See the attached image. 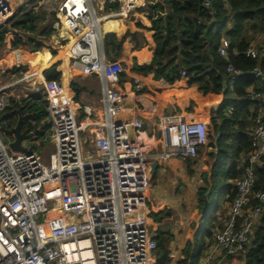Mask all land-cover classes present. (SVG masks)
Here are the masks:
<instances>
[{
  "label": "built area",
  "instance_id": "2783aa9c",
  "mask_svg": "<svg viewBox=\"0 0 264 264\" xmlns=\"http://www.w3.org/2000/svg\"><path fill=\"white\" fill-rule=\"evenodd\" d=\"M117 2L118 8L105 10ZM203 4L210 7L212 0H203ZM43 5L55 8V27L62 28L54 44L59 47L71 41V71L102 78L101 94L94 103H81L58 80L45 79L23 60V47L32 48L31 39L36 37L14 21ZM136 8L137 0H0V31H5L2 45L8 46L0 60L8 64L5 70H20L16 79L0 83V115L10 99L15 100L12 92L26 89L23 82L34 76L41 77L42 87L59 83L58 90L46 99V122L54 134L47 160L37 151L41 142L34 132L22 141L25 150L16 151L4 141L13 140L14 134L7 137L0 123V264H82L85 259L90 264H154L156 233L148 226L146 208L150 165L172 157L194 158L200 147L208 145L209 133L207 122L197 114L163 113L154 124L151 136L156 138L149 147L140 134L143 122L139 117L119 119L123 109L119 102L126 95L118 86L123 65L106 58L100 23L104 17L126 16ZM12 37L20 38L14 47ZM228 45L223 38L218 53L226 56ZM243 54L264 59V43L249 44ZM24 64L27 69L21 68ZM225 71L231 88L242 71L231 63ZM252 72L259 84L247 90L254 112L248 129L250 149L241 156L240 176L231 180L234 193L228 214L220 219V227L213 228L209 244L205 240L198 264H210L212 254H241L261 215L264 187L254 190V165L264 159V71L255 66ZM180 74L184 76L185 71ZM31 84L36 85V79ZM57 91L69 94L52 108ZM59 107L68 118L74 117L67 127L55 117ZM81 240L87 243L80 244Z\"/></svg>",
  "mask_w": 264,
  "mask_h": 264
},
{
  "label": "trees",
  "instance_id": "16d2710c",
  "mask_svg": "<svg viewBox=\"0 0 264 264\" xmlns=\"http://www.w3.org/2000/svg\"><path fill=\"white\" fill-rule=\"evenodd\" d=\"M149 1L147 5L149 12L146 17L150 25L146 26L140 21H136V24L152 31L154 42L152 57L146 63L135 61L131 67L133 71L144 75L152 73L155 79H164L169 83L186 78L189 86H195L199 93L209 97L213 104L229 91L226 65L231 63L242 71L232 86V95L227 94L222 103L214 108L215 111H210L211 122L218 135V154L209 173L201 174L204 185L197 190L198 209L201 216L205 215L204 222L202 226L198 222L192 239L184 245L182 257L177 262V264H198L203 240L211 237L214 227L221 226L220 221H216L219 212L221 213L220 204L226 203V208L229 207L234 193L231 180L240 176L241 156L250 149L248 129L252 124L254 112L248 108L253 101L247 90L258 87L259 78L252 69L258 66L264 71V59L248 57L243 52L254 37L258 34L264 35V0H212L210 7H206L203 0ZM109 7L116 9L118 4H112L106 8ZM138 9L142 10V7ZM51 16L55 19L54 12ZM38 17L36 11L28 10L20 19L14 21V25L36 32ZM119 28L120 24L111 21L105 33L117 31ZM51 30L52 28L49 27V31ZM49 31H43L40 34L44 36L49 34ZM4 37L3 29L0 31V47ZM125 37V35L118 37L114 32L104 35L103 46L107 58L114 59L119 54ZM223 38L229 41L226 56L220 55L217 50ZM19 41L20 38L12 37L10 44L14 47ZM31 41L32 49L36 50L31 52L36 64L48 66L43 70L45 79L58 80L59 73H50L51 68L57 63L49 66L52 61L60 60L56 58L57 54L53 57L47 48L40 49L41 40L34 38ZM52 53H55V49ZM181 70L185 71L184 76L180 74ZM71 86H78V84L73 81ZM230 107L232 109L228 112ZM17 109L24 116L21 121V130L34 132V138L40 140V147H42L46 141L44 139H48L49 135V123L46 122V100L40 93H30L20 100L10 99L9 105L0 115L2 130L7 137H12L11 129L18 119ZM54 114L63 127L68 126L67 113L63 107ZM69 119L72 123L73 118ZM254 168L256 174L254 190H257L264 187V159L262 164H255ZM255 202L256 200L252 201L253 204ZM171 213V209L163 208L149 212V216L153 221L159 222ZM227 213L228 210L221 215V219H224ZM172 237L169 229L157 227L155 253L161 254ZM241 254L244 264H264V202L259 221L254 226L251 238ZM167 261L166 256L154 264Z\"/></svg>",
  "mask_w": 264,
  "mask_h": 264
},
{
  "label": "crops",
  "instance_id": "0c3cea01",
  "mask_svg": "<svg viewBox=\"0 0 264 264\" xmlns=\"http://www.w3.org/2000/svg\"><path fill=\"white\" fill-rule=\"evenodd\" d=\"M141 3L142 0H137V8L134 12H132V15L136 17L140 15L137 10H139L138 8L142 6ZM115 4H118V2ZM39 7L55 13V10L49 5H43ZM109 8L114 9L112 7ZM105 10H108V8L105 7ZM140 12H143V9L140 10ZM146 14L147 13L145 12V20L140 19V22L146 26H149L150 23L146 17ZM114 16L117 15L115 14L108 17ZM114 18L117 20H110L109 22L113 21L114 23L120 24V28L117 31L113 30L109 33L114 32L118 37L123 35L126 36L123 40L121 51L113 59L119 60L123 65V71L119 75L118 86L126 93L125 97L122 99L123 103L121 107H123V109L119 112V119L139 117L143 122V130L140 134L149 147H151V145L154 143L153 139L156 138V136H151L152 129H154V124L158 116L162 115L163 113L181 112L186 116L193 114L202 116L200 113H198V111L202 109L203 111H206V114L202 116V118L206 121L207 118L205 119V117L207 116L211 120L210 111H215L214 108H216L220 99L217 100L215 104L211 103V99H209V97L202 96L195 86H189L186 82V78H180L179 80H175L173 83H169L164 79H155L152 73L144 75L131 69L135 61L137 63H146L150 61L152 57V47L154 46L152 31L137 26L136 22H134L135 20L131 22L124 21V19L120 16ZM146 20L148 22H146ZM33 34L36 36L38 33L36 31L33 32ZM103 35L105 34L103 33ZM256 42L264 43V35L258 34L251 40L250 44ZM24 53L22 54V58ZM31 58L32 62H36L33 56ZM27 62L31 63L29 62V58ZM54 62H57L56 66L59 68L60 75L58 81L64 88L68 89L69 93L72 92L70 87H72L71 83L73 82V78L77 81V84L80 85L78 97L80 98L81 103L92 104L97 101V99L100 97L101 88L103 85V80L100 76L96 74L85 75L78 72L77 70H73L70 73L66 85H64L62 83L63 69L59 66L61 62L60 60H55ZM39 71H41V68ZM228 88L231 91L232 87ZM63 94L65 95V93ZM58 100V97H52V108L56 106ZM252 105L253 104H251V110H253ZM59 109L60 107L55 109V111ZM72 118L74 121V117ZM67 121L70 122L68 117ZM206 122L210 136L213 133L210 132L208 121ZM217 138L218 135L216 133V135H214L213 141L204 147H200L197 151V155L192 158L191 161L184 157H172L167 161L157 163L154 171L151 173V183L147 191L146 208H148L149 212L168 208L171 209L172 213L175 214V218L170 223L169 229L170 232H172L173 237L169 241L166 248L168 251V261L163 262L162 264H177L178 260L182 257V249L184 245L188 240L192 239L195 228L198 227L201 213L198 209L197 190L201 185H204L201 174L205 172L209 173L212 162L217 157ZM159 145L160 144H157L155 146L158 147ZM186 202L192 204L189 209H184L182 206V203ZM224 206H226V203ZM197 214L198 216L196 217ZM149 219L153 221L150 216ZM220 219L221 217H218L217 220L220 221ZM162 222V219L159 222H155L157 224L156 228H160ZM206 239L210 240L211 237L205 238L203 240L202 246L204 245ZM205 244L207 245L209 243ZM204 250L205 248L201 249V255L203 254ZM81 255L83 256L82 259L86 258V256H84V252H82ZM158 255L159 254L155 253V258ZM73 256L76 257V255ZM210 263L244 264V261L242 254L229 255V257L217 254V256L213 258ZM82 264H90L89 259L83 260Z\"/></svg>",
  "mask_w": 264,
  "mask_h": 264
},
{
  "label": "rangeland",
  "instance_id": "374dc122",
  "mask_svg": "<svg viewBox=\"0 0 264 264\" xmlns=\"http://www.w3.org/2000/svg\"><path fill=\"white\" fill-rule=\"evenodd\" d=\"M31 10L36 11V14L39 16L38 19H37V22H36L37 25H38V29H37V33L38 34L35 37H36V39H39V40L42 41V45H41V48L40 49H42L43 47L47 48L50 51L51 55L54 57L58 53V47L56 46V44H54V41L57 38H60L61 37V35H62V28L60 26L55 27V23H54L55 22V19H53L52 16H51L52 11L45 10L44 8L39 7V6L36 7V8H34V9H31ZM54 10H55V8H54ZM137 12L140 13V15H138L137 17L134 16V15H132V13L127 14L126 16L117 15V16H114V17H119L120 16V17H122L124 19V21H129V22H131L133 20H135L134 22L140 21V19L141 20H145L144 19V17H145V10L143 9V12H140V10H137ZM138 17H141V18H138ZM55 18H56V16H55ZM49 27H51V28L53 27V30L49 31ZM43 31H47V32L49 31V34H45L44 36L43 35L41 36L40 33L43 32ZM23 49L25 50V53L23 55V60L27 61L28 58H29V62H31L29 64L33 66L32 68H36L38 71H39L40 68H41V70L45 68V67L42 68V66H38L36 64V62H32V58H31L33 56L31 54V52H33L32 51L33 50L32 48L28 49L27 47H23ZM40 49H38V50H40ZM53 49H55V53L54 54L52 53V50ZM7 50H8V46L7 45H5V46L2 45L0 47V58L4 57L7 54ZM34 51H36V50H34ZM11 55H12V53L6 58V60L11 59ZM56 63L54 61H52V63H50L49 65L56 64ZM7 65H8L7 63H3V60H0V78H1L0 79L1 80L0 83H6V82H9V81H12V80L16 79L17 76L20 74V70L15 69L14 67L12 69H10V70H5V66H7ZM46 67H48V66H46ZM70 73H71V70H70ZM33 79H36V85L31 86L32 85L31 83H32V80ZM38 79H41V77L36 75L32 79L23 82V86L26 89H19V90L13 91L12 94H11V97L12 98H15V100H20L22 97L23 98L27 97V95H29L30 93H40L43 96V98L46 100L48 98V96H49V93L52 90H58V88H59V83L58 82L53 87H50L49 84H45V87H42V83L41 82H38ZM72 81H75L77 83V81L75 79H73V78H72ZM79 86L80 85L78 84V88H79ZM232 91H233V88L231 89V91L229 90L225 95H223L222 97H220V100H219L218 105L222 103L223 99L225 98V96L227 94L228 95H232ZM63 92L62 93H59V91H57L56 94L59 93V95L58 96H55V97H58V99H60V97L62 96L61 99H60L62 103H63V96H64ZM67 93H65V94L67 95ZM78 100H80V98ZM46 101L48 103V100H46ZM248 108H250V110H251V104L248 106ZM198 113H200L202 116H204L206 114V111H203L202 109H200L198 111ZM50 115H51V113H50ZM202 116H200V118ZM206 118H207L206 121H208V124H209L210 132L213 133L212 134L213 136L210 135L209 136V139H208V144H210L213 141L214 135H216V132L214 131V127L212 128L213 125H212V122H211L210 118L207 117V116L205 117V119ZM211 129H212L213 132L211 131ZM48 131H49V135H48L49 138L46 139V141L42 145V147H39L38 150H37L40 153L41 157L44 160H47L48 159V155H49V153L51 151V148H52V146L50 144V136L52 137L54 135V134L50 133V130H48ZM85 138H86V136H85ZM86 142L87 143L89 142V139L88 138H87V141ZM87 147L88 146H86V148ZM188 160L191 161L192 158H188ZM214 161L212 162V164L214 163ZM218 196L219 197L221 196L220 192L218 193ZM188 204H189V206H188ZM224 204L225 203L220 204L222 206V208L219 210V211H221V213L219 212L218 217H221V215H224L227 212V210H228V208H226V206L224 207ZM191 205L192 204L189 203V202L182 203V206H183L184 209H189ZM148 213H149V211H148ZM197 216H198V214L196 215V217ZM204 217H205V215H202L201 218H200V225L201 226L203 225ZM174 218H175V214L174 213H172L168 217L163 218L162 219L163 222L161 224V228L170 229V223L174 220ZM216 221H219V220H216ZM220 223H222V220H220ZM148 226H149L150 229H153L155 231V233H156V226H157V224L154 221H151L149 219ZM84 243H87V241H84L83 240V241L80 242V244H84ZM207 243H209V240H208ZM84 253L86 254V253H88V251H86ZM214 263H210V264H214Z\"/></svg>",
  "mask_w": 264,
  "mask_h": 264
},
{
  "label": "water",
  "instance_id": "95a60500",
  "mask_svg": "<svg viewBox=\"0 0 264 264\" xmlns=\"http://www.w3.org/2000/svg\"><path fill=\"white\" fill-rule=\"evenodd\" d=\"M150 3L149 0H142V9L145 10V12L148 14L149 12V8H148V4ZM107 33H105L106 35ZM28 65H22L21 68L22 69H27ZM47 67H45L44 69H46ZM41 70V72L43 73V70ZM50 73H59V68L58 66H54L51 68ZM71 91L74 93V97L78 98V93L80 91V89L78 87L72 86L70 87ZM123 101L121 100L119 102V105H122ZM18 112V119L16 124L12 127L11 131L14 134V139L11 141H8V139H5L4 141L7 142L9 144V146L11 147V149L16 150V151H24L25 150V146L22 145V141L29 139L32 135L33 132H28L26 133L25 131L21 130V121L23 120L24 116L20 113V110L17 109ZM156 162L153 161L150 165V172L152 173L155 169L156 166ZM168 254L167 249H165L161 254H159L158 256H156L155 261H160L162 260L164 257H166Z\"/></svg>",
  "mask_w": 264,
  "mask_h": 264
},
{
  "label": "bare ground",
  "instance_id": "6f19581e",
  "mask_svg": "<svg viewBox=\"0 0 264 264\" xmlns=\"http://www.w3.org/2000/svg\"><path fill=\"white\" fill-rule=\"evenodd\" d=\"M110 20H117V19H115L114 17H108L107 16V17H104L102 19L101 23H100L101 31L104 34H105L106 30H107L108 22ZM70 44H71V41L66 43V44L60 45L58 47V53L56 55V58L60 59V62H61V64L59 66L62 67V69H63V80H62V83L64 85H66V83L68 81V78L70 76V69H69V65H68L69 46H70ZM81 241H83V240H81ZM212 256H213V258H215L217 256V254H212ZM75 258H77V255H76Z\"/></svg>",
  "mask_w": 264,
  "mask_h": 264
}]
</instances>
